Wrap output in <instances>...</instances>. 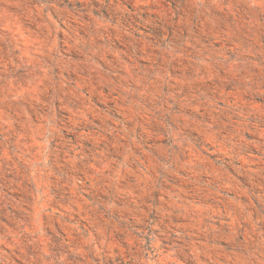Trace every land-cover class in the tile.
<instances>
[{"label":"rangeland","instance_id":"obj_1","mask_svg":"<svg viewBox=\"0 0 264 264\" xmlns=\"http://www.w3.org/2000/svg\"><path fill=\"white\" fill-rule=\"evenodd\" d=\"M0 264H264V0H0Z\"/></svg>","mask_w":264,"mask_h":264}]
</instances>
